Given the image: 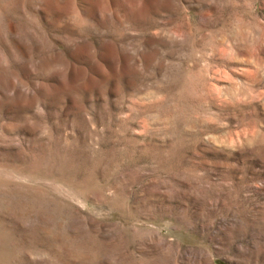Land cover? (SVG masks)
Wrapping results in <instances>:
<instances>
[{"label": "rangeland", "instance_id": "374dc122", "mask_svg": "<svg viewBox=\"0 0 264 264\" xmlns=\"http://www.w3.org/2000/svg\"><path fill=\"white\" fill-rule=\"evenodd\" d=\"M0 264H264V0H0Z\"/></svg>", "mask_w": 264, "mask_h": 264}]
</instances>
